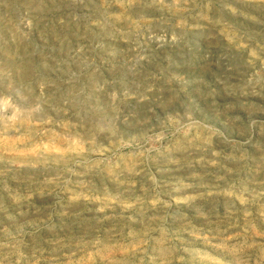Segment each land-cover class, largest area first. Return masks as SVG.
Instances as JSON below:
<instances>
[{
	"label": "rangeland",
	"instance_id": "obj_1",
	"mask_svg": "<svg viewBox=\"0 0 264 264\" xmlns=\"http://www.w3.org/2000/svg\"><path fill=\"white\" fill-rule=\"evenodd\" d=\"M0 264H264V0H0Z\"/></svg>",
	"mask_w": 264,
	"mask_h": 264
}]
</instances>
